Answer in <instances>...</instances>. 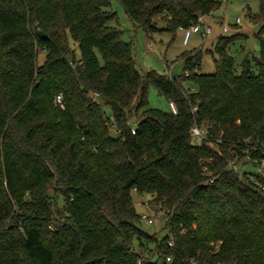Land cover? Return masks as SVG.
Returning <instances> with one entry per match:
<instances>
[{
	"label": "trees",
	"instance_id": "trees-1",
	"mask_svg": "<svg viewBox=\"0 0 264 264\" xmlns=\"http://www.w3.org/2000/svg\"><path fill=\"white\" fill-rule=\"evenodd\" d=\"M113 1L0 0V264H264V178L229 165L264 146V0L248 11L255 70L246 56L236 73V33L216 39L213 73L198 49L178 75L138 71ZM116 1L146 36L221 5ZM149 87L176 113L151 108ZM133 192L163 212V237L142 229Z\"/></svg>",
	"mask_w": 264,
	"mask_h": 264
},
{
	"label": "rangeland",
	"instance_id": "rangeland-1",
	"mask_svg": "<svg viewBox=\"0 0 264 264\" xmlns=\"http://www.w3.org/2000/svg\"><path fill=\"white\" fill-rule=\"evenodd\" d=\"M221 5L211 14L203 15L205 24L211 27L212 32L203 40L199 34H192L187 44H183V31L178 30L174 37L167 32H155L145 35L142 29L134 27L124 12L121 4L114 0L112 2V10L116 12L119 20V26L124 30L123 39L131 42L133 47V55L136 68L140 73L147 70H155L160 74L178 75L182 71V62L177 60L178 57L188 51L202 50V58L199 70L204 74H211L215 70V64L212 54L215 50L216 39L220 36L230 37L236 33H242L246 37H236L227 47L228 53L233 56L235 62L236 73L241 72V65L246 56H250L251 69L255 70L253 57L258 55L260 42L254 33L260 27L250 22L248 11L255 14L259 11L260 0H220ZM240 19V23L235 26L236 19ZM158 29H163L165 23L157 21ZM228 28V32H223V27ZM153 47L149 50V47ZM76 54H79L77 47ZM44 58L43 51H39L37 61L42 63ZM172 70V71H171ZM147 102L151 108L169 111V102L157 94L153 87H149L147 92ZM104 110L110 115L109 108ZM116 135V132H112ZM210 145L214 146L213 143ZM246 157H242L238 165H242L246 161ZM150 196L147 194H138L133 192L132 200L136 211L141 214L149 215L153 219V224H147L142 221L141 227L147 232H156L157 237L161 238L166 231L162 227L163 212L147 204Z\"/></svg>",
	"mask_w": 264,
	"mask_h": 264
},
{
	"label": "built area",
	"instance_id": "built-area-1",
	"mask_svg": "<svg viewBox=\"0 0 264 264\" xmlns=\"http://www.w3.org/2000/svg\"><path fill=\"white\" fill-rule=\"evenodd\" d=\"M239 23H240V19L237 18L236 24H239ZM180 30H182L184 34L183 44L188 43L190 36L192 34H199L204 40L212 32L211 27L204 23L202 15L197 16L196 20L193 23H191L187 28H182ZM223 32L224 33L228 32V28L226 26L223 27ZM152 49L153 47L150 46L149 50H152ZM94 96H97V94H94ZM54 104L62 109L64 108V100H63L62 94H58L55 96ZM169 107L172 113H176V108L173 103H170ZM192 110L195 111L196 107H194ZM110 120H112V117H110ZM131 133L134 134L135 130L131 129ZM190 134H191L192 143L200 145L205 139L206 131L202 127L193 125L191 127ZM253 152L256 153L254 156L249 154L247 150L244 152V155L247 159L246 164H242L240 166L236 164L235 159H234L232 161H229V165L232 166L236 171H239V170L247 171L249 168L253 169L256 173L261 174L264 178V146L259 147V149L254 147ZM259 185L261 189L264 190V183H260ZM141 220L145 221L147 224H153V219L149 215L141 214ZM169 246H172L171 242L169 243ZM166 261H170V257H167Z\"/></svg>",
	"mask_w": 264,
	"mask_h": 264
},
{
	"label": "water",
	"instance_id": "water-1",
	"mask_svg": "<svg viewBox=\"0 0 264 264\" xmlns=\"http://www.w3.org/2000/svg\"><path fill=\"white\" fill-rule=\"evenodd\" d=\"M39 35H40L41 38H45L46 37V35L43 34L41 31H39Z\"/></svg>",
	"mask_w": 264,
	"mask_h": 264
}]
</instances>
